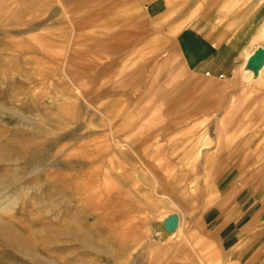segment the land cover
Listing matches in <instances>:
<instances>
[{
	"label": "rangeland",
	"instance_id": "rangeland-1",
	"mask_svg": "<svg viewBox=\"0 0 264 264\" xmlns=\"http://www.w3.org/2000/svg\"><path fill=\"white\" fill-rule=\"evenodd\" d=\"M154 1L0 0V264H264V31L197 76Z\"/></svg>",
	"mask_w": 264,
	"mask_h": 264
},
{
	"label": "crops",
	"instance_id": "crops-1",
	"mask_svg": "<svg viewBox=\"0 0 264 264\" xmlns=\"http://www.w3.org/2000/svg\"><path fill=\"white\" fill-rule=\"evenodd\" d=\"M240 1L155 0L147 9L148 14L155 19L180 11L177 14L179 17L172 19L171 22L176 24L188 21L190 23L176 36V48L186 69L197 76L226 79L236 69L240 53L239 43L244 34L248 35L250 31L257 34L262 31V26L264 29V4L255 3V1L248 2V0ZM203 3H206V11L198 18V7ZM198 22H208L213 25L222 23L223 25L218 29V35L210 36L196 25ZM237 23L244 25L238 31L229 29ZM255 41H258V38ZM258 46L262 45L257 44L252 49L253 51L245 52L244 59L247 54H252Z\"/></svg>",
	"mask_w": 264,
	"mask_h": 264
},
{
	"label": "bare ground",
	"instance_id": "bare-ground-1",
	"mask_svg": "<svg viewBox=\"0 0 264 264\" xmlns=\"http://www.w3.org/2000/svg\"><path fill=\"white\" fill-rule=\"evenodd\" d=\"M263 29V28H262ZM264 30V29H263ZM262 32V31H261ZM262 37V36H261ZM253 51V50H252ZM260 51H263L264 52V47H262V46H258L255 50H254V52H252V54H247L246 56H245V59H244V66H248V64L251 62V60L253 59V58H255L256 57V54L258 53V52H260ZM250 53V52H249ZM258 60H259V63H263L264 64V56H259V58H258ZM242 67V66H241ZM263 67H264V65H263ZM111 135V134H110ZM112 142H113V140H112ZM119 142V141H118ZM117 142V140H116V145H118L119 143ZM121 143H123V141L121 142ZM120 143V144H121ZM127 144V143H126ZM115 146V145H114ZM129 146V145H128ZM117 147V146H116ZM125 147V146H124ZM127 148V147H126ZM103 151V150H102ZM7 186H6V182H3V181H1L0 182V198H2V197H4V195H6L8 192H6L8 189L6 188ZM115 192V191H114ZM116 193H117V191H116ZM120 194V193H119ZM6 196H8V195H6ZM119 196V195H118ZM161 196V195H160ZM165 197H167V196H165ZM7 198H9V197H7ZM122 203V202H121ZM1 208H2V204H1V199H0V211H2L3 210V208H2V210H1ZM8 209H10V208H8ZM9 211V210H8ZM1 217V216H0ZM135 225V224H134ZM0 226H1V223H0ZM174 228V227H173ZM131 230V229H130ZM129 230V231H130ZM173 230V229H172ZM175 231V230H174ZM126 232V231H125ZM178 234V233H177ZM180 234H181V232H180ZM180 234H179V236H180ZM173 235V234H172ZM176 237H178V236H176ZM181 237V236H180ZM183 237V236H182ZM181 239V238H180ZM177 240H178V238H177ZM178 246H180V245H178ZM202 264V263H201ZM228 264V263H227Z\"/></svg>",
	"mask_w": 264,
	"mask_h": 264
},
{
	"label": "water",
	"instance_id": "water-1",
	"mask_svg": "<svg viewBox=\"0 0 264 264\" xmlns=\"http://www.w3.org/2000/svg\"><path fill=\"white\" fill-rule=\"evenodd\" d=\"M259 56H264V52L263 51L258 52L256 54V57L253 58L250 63L252 64V66H255L257 69L261 68L264 65L263 63H259V60H258Z\"/></svg>",
	"mask_w": 264,
	"mask_h": 264
}]
</instances>
